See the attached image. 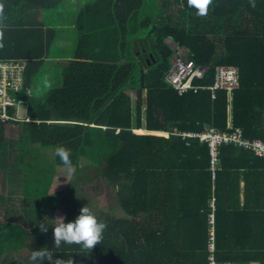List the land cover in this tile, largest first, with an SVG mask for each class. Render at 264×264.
<instances>
[{
	"label": "trees",
	"instance_id": "1",
	"mask_svg": "<svg viewBox=\"0 0 264 264\" xmlns=\"http://www.w3.org/2000/svg\"><path fill=\"white\" fill-rule=\"evenodd\" d=\"M76 1L77 8L44 2L61 14L60 24H68L62 12L76 8L58 86L28 93L46 62L33 61L34 48L8 59L25 60L22 86L11 94L25 100L29 120L0 119V171L21 186L28 206L10 209L13 197L0 195V264H31L41 247L53 257L43 264H208L211 240L217 260L264 264V155L222 143L212 170L207 142L180 134L239 130L264 142V0H212L205 15L188 0ZM54 34H42L39 46ZM178 50L203 67L192 80L198 89L179 92L167 81ZM229 66L237 85L208 88L217 67ZM61 147L81 183L112 197L98 200L96 218L106 228L91 250L54 244L52 212L59 208L61 222L70 221L84 196L76 187L50 189L55 169L67 167ZM113 201L126 216L110 214Z\"/></svg>",
	"mask_w": 264,
	"mask_h": 264
},
{
	"label": "built area",
	"instance_id": "2",
	"mask_svg": "<svg viewBox=\"0 0 264 264\" xmlns=\"http://www.w3.org/2000/svg\"><path fill=\"white\" fill-rule=\"evenodd\" d=\"M179 54L174 57L171 63V71L166 75L167 81L179 92L186 89H198L199 85H194L192 80L201 77L203 70L195 65L193 60L179 50ZM14 61V60H13ZM25 60L10 62L8 59H0V119L1 120H29L26 113L18 114V110L26 105L25 100L11 94L15 93L22 86V69L25 67ZM227 71V73H225ZM217 73V74H216ZM213 82L208 88L214 90L217 88H233L237 85L238 73L235 67H217ZM11 111V113L9 112ZM26 112V111H25ZM189 137H198L199 140L206 141L209 147L211 169L217 165L218 146L222 143H236L244 148L254 151L257 155H264V142L257 139L248 140L242 137L239 130L231 132H218L213 128H208L201 132H182ZM193 135V136H191ZM212 239V236L210 237ZM210 254L208 255V264H234L229 261H220L215 259L214 244L212 240L208 244Z\"/></svg>",
	"mask_w": 264,
	"mask_h": 264
},
{
	"label": "crops",
	"instance_id": "3",
	"mask_svg": "<svg viewBox=\"0 0 264 264\" xmlns=\"http://www.w3.org/2000/svg\"><path fill=\"white\" fill-rule=\"evenodd\" d=\"M45 1L46 0H0V59H9L13 55L11 53L13 50L25 49L28 46H30L31 48H34L32 56H36V58L33 61H38V60L42 61V60L51 59V58H55L57 61H65V57L60 56L61 47L64 50L66 49L67 54L70 55L68 52L70 51L72 45H74V41H75L74 33H72L73 32L72 31L73 21L71 20V18L73 19V16L76 13L75 10L79 3L76 0H70L72 3L69 4V7H72V4H73V8L74 7L76 8L71 11L62 12L63 18L65 19V21L67 20L68 24L67 23L60 24L59 20L62 19L61 14H59L58 11L55 10V8L53 7V4L51 6V9L49 5L45 6L44 5ZM66 7L67 6H65L63 9H65ZM55 11H57V13ZM52 18H54L55 20L50 21V19ZM18 26L20 27L18 33H16V31L14 32L10 31L12 27H18ZM59 28H60V31H63V32H59V31L52 32L51 31L53 29H59ZM66 32L71 33V40L69 42L66 41V39L62 37V35ZM30 34H34V43L29 42L30 36L28 37V35ZM42 34L47 35L45 39L49 38L50 34H54L53 40L52 38H50L52 43H49V44L44 43L42 47L39 46V41L42 40L41 39ZM14 35H17V36L14 37ZM25 35L27 36V38L22 40V37H25ZM51 44H52V50L50 53H48L47 47H50ZM17 57H20V56H17ZM23 107L26 108V105L23 104L20 110H18V114L22 115L27 112L26 111L23 113V109H25ZM55 173L57 174V169H55ZM55 188L53 187L51 188V190L59 191L57 190L59 188L57 187ZM62 190H65V189H62ZM70 192H73V191H70ZM4 194L6 196H10L9 198L13 197V199L10 201L13 203L12 207L15 208L16 210L26 205L24 204L25 202L22 200L24 198V196L21 195L22 188L21 189L20 187L16 189L8 188L4 192ZM74 194L76 193L74 192ZM7 203L8 202L5 201L4 206H6L5 204ZM55 210L59 212L62 211L59 208H55ZM58 224L59 223L55 224L52 221L53 227H55Z\"/></svg>",
	"mask_w": 264,
	"mask_h": 264
},
{
	"label": "rangeland",
	"instance_id": "4",
	"mask_svg": "<svg viewBox=\"0 0 264 264\" xmlns=\"http://www.w3.org/2000/svg\"><path fill=\"white\" fill-rule=\"evenodd\" d=\"M63 38L66 39V41H70L71 40V33L70 32H66L62 35ZM176 52V51H175ZM179 52V51H178ZM182 53H186V50L182 51ZM175 56L172 57V60L174 59ZM44 61L45 64L44 66H42L30 79L28 86H29V94H34L38 95V92L42 89H44L45 87H50V86H58L61 82V78H60V67L58 65V62L55 58H51V59H45ZM203 70V67H201ZM225 73H227V71H225ZM217 74V73H216ZM210 86V85H209ZM125 91H127V93H129L132 97L134 96V92L130 89H126ZM25 108V107H23ZM26 111V108L23 109V113ZM16 128V127H15ZM16 131V129H13ZM9 131V135H13L15 136L16 133L15 131ZM139 130V129H138ZM143 132H146L145 129H142ZM142 132V133H143ZM158 134H163V135H167V132H160ZM181 135H185V133H180ZM193 136V135H191ZM259 140V139H257ZM248 141V140H247ZM261 141V140H259ZM251 142V141H250ZM9 177H12L10 175L9 172H7L6 170H1L0 171V195L2 193H4L8 188H19L17 185H13L11 181H9ZM56 177V179H55ZM61 177V178H60ZM80 178L76 177V172L74 170V168H58L57 167V174H54L52 183L50 185V189L51 188H59L57 190H62V189H71V191L75 190L74 187L77 188V190L81 191L80 193H82L84 196H80V205L83 207L84 205L87 204V206L90 208L91 211L94 212V215H96V217H99V214H101L99 212V208H98V200L99 198H101L103 195L104 197H106L109 201L112 200V197H110L111 195L108 194L106 195L105 191H102L103 189H99V188H95L94 185H92V183H81ZM21 189V186H20ZM56 189V188H55ZM79 193V192H78ZM2 196V195H1ZM98 197V198H96ZM30 199V198H29ZM23 201L26 202V206L27 205V201L28 199H23ZM30 201V200H29ZM38 200L34 201L33 203L37 202ZM31 202V201H30ZM9 204L11 206H9V208H12V202L9 201ZM111 208H110V214L114 215V216H126L125 212L120 208V206L115 202H111ZM15 209V208H14ZM92 212V213H93ZM64 213L61 211H53L52 212V221L53 223H61L62 219H63ZM55 221V222H54ZM250 264H257L255 262H252Z\"/></svg>",
	"mask_w": 264,
	"mask_h": 264
},
{
	"label": "clouds",
	"instance_id": "5",
	"mask_svg": "<svg viewBox=\"0 0 264 264\" xmlns=\"http://www.w3.org/2000/svg\"><path fill=\"white\" fill-rule=\"evenodd\" d=\"M211 2L212 0H188L190 5L198 9V15H205L207 12V5ZM178 51L174 56L179 54ZM57 155L65 166L69 168L71 167L69 150H66L63 147L58 148ZM37 227L41 232H47L49 226L41 221L37 222ZM52 228L54 244L57 247H60L61 242L63 241L64 244L75 243L83 249L91 250L95 244L101 241L106 225L97 220L96 216L86 204L80 208L79 213L74 219L67 222H61ZM45 259L53 260V257L50 256L47 249L43 247L33 249L28 257L31 264H43ZM54 264H63V262L61 259L56 258Z\"/></svg>",
	"mask_w": 264,
	"mask_h": 264
}]
</instances>
